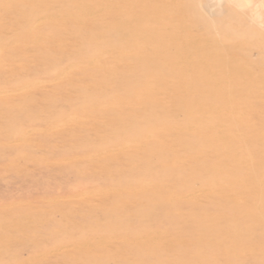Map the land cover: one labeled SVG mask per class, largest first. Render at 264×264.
Listing matches in <instances>:
<instances>
[{
    "label": "rangeland",
    "instance_id": "374dc122",
    "mask_svg": "<svg viewBox=\"0 0 264 264\" xmlns=\"http://www.w3.org/2000/svg\"><path fill=\"white\" fill-rule=\"evenodd\" d=\"M0 264H264V0H0Z\"/></svg>",
    "mask_w": 264,
    "mask_h": 264
}]
</instances>
